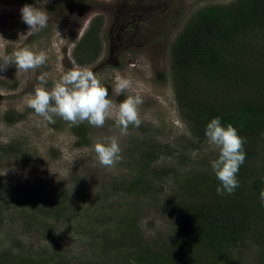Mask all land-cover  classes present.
Instances as JSON below:
<instances>
[{"label": "rangeland", "instance_id": "374dc122", "mask_svg": "<svg viewBox=\"0 0 264 264\" xmlns=\"http://www.w3.org/2000/svg\"><path fill=\"white\" fill-rule=\"evenodd\" d=\"M234 1L242 3L237 13L224 16L225 22L234 23L228 37L242 44L249 41L247 49L255 45L257 51L258 42H264V0H0V56L29 48L48 57L35 70L20 71L13 65L0 72V264H147L150 257L144 255L151 252L159 253L165 264H226L210 247L193 262L171 250L175 243L188 244L186 252L206 250L192 240L199 230L193 209L213 207L224 208L225 233L235 231L238 221L247 223L245 238L232 248L233 264H258L257 253L264 246L259 221L264 184L256 192L248 179L256 181L258 172H264V149L245 140L248 160L240 166L239 187L231 195L207 192L213 183L220 187V181L211 169L218 150L209 143L206 126L220 117L226 127L238 115L207 109L193 111L188 121V109L181 106L190 99L225 100L252 92L264 83V74L239 93L214 85L219 73L204 76L191 64L188 97H181L182 79L173 66V42L185 26L214 23L215 16L200 12L211 6L221 15L215 7ZM25 4L49 16L48 26L31 36L21 20ZM92 26L97 51L88 60L93 53L85 56L79 45ZM220 30L233 32H223V26ZM262 54L264 49L256 53ZM80 57L86 61L79 63ZM237 58L242 60L240 54ZM260 61L257 65L263 67L264 59ZM75 66L92 70L117 108L127 96L139 95L141 125H130L122 136L114 119L93 127L87 121L72 126L59 117L49 124L38 116L28 106L38 77L47 73L46 87L51 89ZM117 77L131 81L119 96ZM191 126H202L200 135ZM112 136L119 138L121 160L108 168L98 162L94 146Z\"/></svg>", "mask_w": 264, "mask_h": 264}, {"label": "trees", "instance_id": "16d2710c", "mask_svg": "<svg viewBox=\"0 0 264 264\" xmlns=\"http://www.w3.org/2000/svg\"><path fill=\"white\" fill-rule=\"evenodd\" d=\"M232 3H230L229 6H224V8H221L220 6L215 7L221 11V15H218L220 12L213 11L211 6L205 7L200 14L202 13V15L204 14L210 17L211 15L215 16L214 23H212V21L211 23L203 22L202 26L196 27L190 22V25L185 26L186 28L181 31L178 38L173 42L172 55L174 71H178L182 79L181 82H178V86L181 89V92H183L181 97L183 95H187L188 97L185 88L188 85L187 76H191L188 72L191 69V64H194L195 67L197 66L204 76L215 77L214 75L219 73L220 78L217 79L218 81H214V85L220 86L222 89L223 87H228L239 93L241 89L247 91L251 89L247 82H250L254 77L264 74V66L261 67L260 65H257L258 62H261L260 60L264 59V54L256 55V53L263 51L264 42H258L256 51L254 47L255 45H252L250 46V49H247L249 48V41L242 44L235 42L237 37H228L234 33V23L231 21L225 22L224 16L226 14L237 13L238 6L241 7L242 1H234V3ZM221 26H223V32L226 30L233 32L230 34L228 32L222 34V31L220 30ZM219 31L220 35L218 33ZM95 35L96 29L95 26H92L88 29L85 37L82 39V44L80 43L79 45L81 50L85 52V56H87L86 54L89 55L90 53H93L88 57V60L92 59L97 51L95 48ZM235 54H240L242 60H239L238 58L234 59ZM78 61L79 63L85 62L86 59L84 60L83 57H80L78 58ZM226 78L228 80H226ZM190 85L194 87L195 84L190 83ZM190 90H192V88H190ZM244 94L246 96H244ZM236 96L237 93L231 95V97L225 100H223L224 98L217 99V96H214L212 99L206 98V100L202 99L203 101L198 102L187 98V100L190 99L191 102L188 100V103H185L181 108L188 109L186 115L188 121V118L193 111L206 113L207 109H209L207 111H210L212 114L224 115L226 113H233L235 116L238 115L235 122L231 123L239 132L238 134H241L248 142H259L260 147L264 149V83L262 85L258 83L252 92L240 93V96ZM201 127L202 126L195 128L194 126H191L192 133L200 135L199 130ZM156 155L157 153L152 154L151 157L153 158ZM262 156V161H264V155ZM246 160H248V157H246ZM262 177H264V172L261 171L258 172L257 178L254 176L256 181L251 177L248 179L249 183L254 182L253 187L257 189L256 192L260 189L261 184H264ZM209 181H211V177ZM184 183H186V181H184L183 184ZM132 186L133 185H130L129 188ZM246 186L248 191L251 192L248 182H246ZM211 187L212 189L207 190V192H217L216 190L218 186L213 183ZM185 190L189 189L185 188ZM223 209L224 208L222 207H213L211 209L200 208V210L193 209L194 216L199 222V230H197L196 233H193L192 240L198 241L197 243L203 246L206 250L198 253L193 252L192 250L186 252L184 250L188 244L178 243L177 245L175 243V247L171 248L174 253L176 252L174 256L185 257L193 262L196 260V256L202 255L206 251L208 252L209 248L207 247H210L217 252L220 260L226 261V264H233L234 257L231 252L232 248L245 238L247 223L245 224L246 226L244 224L240 225V221H238L239 225L235 226V231L232 233L229 231L228 233H225L223 223L227 220V215L224 213ZM240 210L241 212H245L243 209ZM186 216H188V213H186ZM261 217L263 220L259 221L263 225L261 230L264 234V211L263 216L261 215ZM227 235L228 238L225 239V236L227 237ZM144 256L150 257L149 260L145 259L144 261V263L146 262L147 264H165L166 261L163 257L161 261V255L159 253L151 252V255L145 254ZM257 257V263L264 264V246L259 249ZM1 258L3 259L4 257Z\"/></svg>", "mask_w": 264, "mask_h": 264}, {"label": "clouds", "instance_id": "9594fccd", "mask_svg": "<svg viewBox=\"0 0 264 264\" xmlns=\"http://www.w3.org/2000/svg\"><path fill=\"white\" fill-rule=\"evenodd\" d=\"M49 0H47V3ZM21 20L28 26L27 35L31 36L48 26L49 16L46 10L25 4L20 9ZM44 51L34 52L29 48L15 50L12 54L0 56V72L15 66L16 70L29 71L43 66L47 61ZM47 73L38 77L39 84L28 101V106L49 124H55L56 117L69 122L72 126L87 121L93 127H103L106 120L114 119L120 135H127L129 126L139 127L142 123L139 106L143 103L139 95H129L119 103L118 108L109 99V89L101 79L87 66H75L69 69L48 89ZM131 81L117 77L115 93L122 95L130 89ZM205 135L211 145L218 150V158L210 161L211 169L220 181L217 194L231 195L239 187L237 175L240 166L246 159L244 151L245 139L237 129L228 124L222 125L221 118L211 119L207 124ZM98 162L111 168L121 160L119 138L112 136L94 146ZM264 204V191L260 193Z\"/></svg>", "mask_w": 264, "mask_h": 264}]
</instances>
